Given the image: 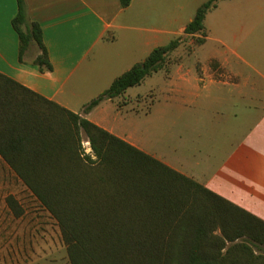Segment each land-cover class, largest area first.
I'll list each match as a JSON object with an SVG mask.
<instances>
[{
  "label": "trees",
  "instance_id": "16d2710c",
  "mask_svg": "<svg viewBox=\"0 0 264 264\" xmlns=\"http://www.w3.org/2000/svg\"><path fill=\"white\" fill-rule=\"evenodd\" d=\"M218 1L203 3L183 35L154 48L82 113L165 69L187 36L202 45L205 16ZM16 2L19 61L34 43L33 65L51 71L39 24ZM82 134L94 159L81 156ZM0 159L57 222L69 264H264L263 220L2 74ZM6 204L22 214L12 196Z\"/></svg>",
  "mask_w": 264,
  "mask_h": 264
},
{
  "label": "crops",
  "instance_id": "0c3cea01",
  "mask_svg": "<svg viewBox=\"0 0 264 264\" xmlns=\"http://www.w3.org/2000/svg\"><path fill=\"white\" fill-rule=\"evenodd\" d=\"M207 1L130 0L123 8L119 0H24L27 21L39 24L52 66L51 71L40 72L33 65L39 54L34 43L29 45L22 61L18 59V35L12 26L16 0H0V74L81 115L264 221V196L258 195L264 180V106L259 121L252 125L212 119L210 109H205V121L200 117L201 109L187 108L196 103L193 100L199 98L207 83H229H216L207 77L199 79L187 70L173 85L170 83L173 90L157 96L159 100L146 113L137 110L135 101L127 100L130 95L126 91L82 113L83 106L97 98L118 76L142 62L154 48L183 35L195 11ZM255 1L264 0L239 3L252 10L250 5ZM220 2H225L226 11L237 6L236 0H219L206 14L204 27L210 15L219 17ZM208 31L205 28L200 50L206 44ZM220 43L225 45L221 40ZM209 62L227 66L235 75L223 52L211 49L198 59L203 72L209 69ZM199 80H203L202 86ZM159 104L162 107L157 109L155 105ZM174 114L176 123L172 120ZM140 115L149 118L152 125L154 122L166 128L173 123L181 131L188 130L182 136L195 139V146L172 145L175 134L165 132L150 135L151 140L149 136L143 137L138 132Z\"/></svg>",
  "mask_w": 264,
  "mask_h": 264
},
{
  "label": "rangeland",
  "instance_id": "374dc122",
  "mask_svg": "<svg viewBox=\"0 0 264 264\" xmlns=\"http://www.w3.org/2000/svg\"><path fill=\"white\" fill-rule=\"evenodd\" d=\"M235 5L237 6L226 11L225 2H220L217 11L219 17L210 15L215 18L209 16L205 27L209 31L204 48L200 50V46L195 45L192 38L187 36L175 51L168 54L165 69L152 73L140 85L126 90L130 95L127 100L135 101L137 110L146 113L151 105L159 100L157 96H163L166 91L173 90L170 87L172 82L190 70L191 74L199 79L207 77L206 79L216 83L238 85L207 83L199 92V98L193 100L196 103L188 105L187 108L201 109L200 117L205 121H208L205 109H210L212 119L223 118L228 124L257 123L260 119V109L264 106V1H255L250 5L252 10L243 8L239 0H236ZM220 40L225 45L221 44ZM211 49L225 54L235 75L227 66L220 67L218 64L215 67L213 62H209L206 72L201 70L198 59ZM202 84L203 80H199V85ZM155 106L158 109L162 104ZM176 118L174 114V123ZM138 132L149 138L152 134L160 136L164 132L175 134L172 145L178 147V144L186 143L190 146L188 148L195 146V139L187 140V136H182L183 133L188 134V130L181 131V128L173 123L166 128L154 122L152 125L145 115L139 116ZM210 148L212 147H208ZM81 156L94 159L84 134L81 135ZM258 195L264 196V180H261ZM9 196L16 200L22 210L19 217H15L6 204V198ZM0 264H69L57 222L1 159Z\"/></svg>",
  "mask_w": 264,
  "mask_h": 264
}]
</instances>
